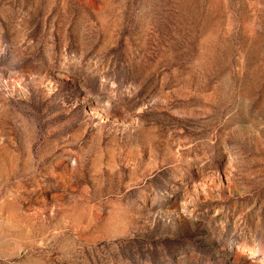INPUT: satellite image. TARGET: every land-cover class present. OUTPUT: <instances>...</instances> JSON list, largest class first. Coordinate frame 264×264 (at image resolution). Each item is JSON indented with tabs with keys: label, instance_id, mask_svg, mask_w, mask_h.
<instances>
[{
	"label": "rangeland",
	"instance_id": "374dc122",
	"mask_svg": "<svg viewBox=\"0 0 264 264\" xmlns=\"http://www.w3.org/2000/svg\"><path fill=\"white\" fill-rule=\"evenodd\" d=\"M0 264H264V0H0Z\"/></svg>",
	"mask_w": 264,
	"mask_h": 264
}]
</instances>
